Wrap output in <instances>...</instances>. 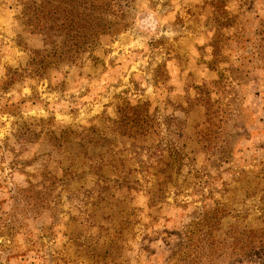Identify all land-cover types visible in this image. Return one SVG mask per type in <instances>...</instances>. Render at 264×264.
<instances>
[{
  "label": "rangeland",
  "instance_id": "rangeland-1",
  "mask_svg": "<svg viewBox=\"0 0 264 264\" xmlns=\"http://www.w3.org/2000/svg\"><path fill=\"white\" fill-rule=\"evenodd\" d=\"M5 10L0 264H264V0Z\"/></svg>",
  "mask_w": 264,
  "mask_h": 264
},
{
  "label": "crops",
  "instance_id": "crops-1",
  "mask_svg": "<svg viewBox=\"0 0 264 264\" xmlns=\"http://www.w3.org/2000/svg\"><path fill=\"white\" fill-rule=\"evenodd\" d=\"M13 21V15L9 10L3 11V16H0V26L2 28L10 26Z\"/></svg>",
  "mask_w": 264,
  "mask_h": 264
},
{
  "label": "trees",
  "instance_id": "trees-1",
  "mask_svg": "<svg viewBox=\"0 0 264 264\" xmlns=\"http://www.w3.org/2000/svg\"><path fill=\"white\" fill-rule=\"evenodd\" d=\"M99 28H100L101 31L103 32L102 35L105 34V31H108V30H109V28H105V27H103V26H99ZM83 39H84L83 42H84V43H87V39L84 38V37H83Z\"/></svg>",
  "mask_w": 264,
  "mask_h": 264
}]
</instances>
